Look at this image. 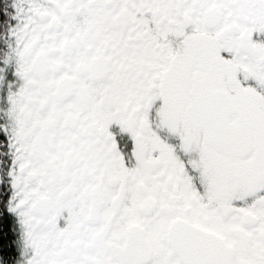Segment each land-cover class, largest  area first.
I'll list each match as a JSON object with an SVG mask.
<instances>
[{
	"label": "snow or ice",
	"instance_id": "6c2138e0",
	"mask_svg": "<svg viewBox=\"0 0 264 264\" xmlns=\"http://www.w3.org/2000/svg\"><path fill=\"white\" fill-rule=\"evenodd\" d=\"M0 264H264V0H0Z\"/></svg>",
	"mask_w": 264,
	"mask_h": 264
}]
</instances>
